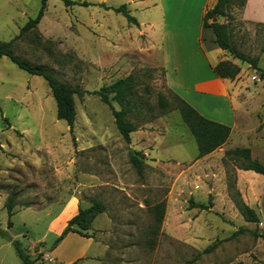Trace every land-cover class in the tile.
Instances as JSON below:
<instances>
[{
  "label": "rangeland",
  "instance_id": "obj_1",
  "mask_svg": "<svg viewBox=\"0 0 264 264\" xmlns=\"http://www.w3.org/2000/svg\"><path fill=\"white\" fill-rule=\"evenodd\" d=\"M69 1L74 4L48 0L37 28L14 39L36 17L41 0H0V43L14 39L16 56L43 66L59 82L82 92L73 98L76 117L71 136L67 124L56 119L55 102L45 81L19 70L6 57L0 60V144L5 134L13 137L8 140L11 146L27 141V133H6L9 124L17 132L28 129L32 133L28 140L44 149L34 152L33 158L49 160L39 170L18 165L19 153L0 151V230L7 232L4 204L12 197L13 215L23 209L36 211L11 218V222L23 218L27 226L25 236L17 240L30 260L61 264L50 254L58 243L54 244L56 237L48 232V223L71 198L77 200L78 208L100 201L105 212L86 233L98 243L99 256L81 264H264V177L239 170L238 162L224 156L235 148L236 134L243 130L246 135L241 136L240 145L248 144L245 148L252 159L264 165V87L257 88L250 80L253 70L245 66L249 88L259 92L251 104L252 115L237 120L239 129L233 131L228 145L218 148L220 155L206 163L197 161L196 144L178 112L159 115V99L171 102L174 97L163 69L155 66L162 48L161 32L157 52H151L143 33L115 11L125 6L131 17L144 22L150 11L143 6L135 10L132 5L144 0ZM231 13L228 29L233 45L257 57L264 69V28L241 21L236 8ZM186 35L189 45L191 36ZM212 37L210 30L204 32L205 47ZM130 75L136 89L126 119L136 131L128 145L119 136L110 109L92 93ZM111 106L121 109L114 101ZM91 141L99 145L77 151L80 144ZM47 145L52 148L50 154ZM128 148L142 155V176L127 164ZM5 161L11 162L7 170L2 168ZM235 191L255 212L257 223L240 215ZM157 205L163 206L160 224L155 221ZM71 206L66 216L73 213ZM64 249L67 253L78 249V244L69 242ZM0 264H20L3 238Z\"/></svg>",
  "mask_w": 264,
  "mask_h": 264
},
{
  "label": "crops",
  "instance_id": "obj_2",
  "mask_svg": "<svg viewBox=\"0 0 264 264\" xmlns=\"http://www.w3.org/2000/svg\"><path fill=\"white\" fill-rule=\"evenodd\" d=\"M217 0H144L138 1L134 9L142 7L150 11V15L145 18L144 22L137 21L138 27L134 26L137 32L143 33L147 43L152 48L151 52H157L156 38L161 32L162 48L158 51L155 66L161 67L164 72V80L167 87L179 98L188 103L202 117L214 121L230 128V135L224 145H228L233 139V131H238V119L248 118L254 109L251 107L252 101L259 93L257 89L249 88V83L246 81L249 76V70L245 68L238 60L230 58L227 53L217 48L213 43V37L209 38V45L204 46L203 36L206 29L202 28V17L206 10L212 8ZM140 5V6H139ZM238 17L241 21L258 25L264 28V0H246L243 9L237 10ZM232 14V13H231ZM214 20V19H213ZM167 21L175 22V25H168ZM196 21V24L189 25L187 22ZM215 21L222 24L223 18H216ZM213 22V21H212ZM171 24V23H170ZM193 26V27H192ZM194 31L192 34L191 32ZM191 38L189 45L187 43V35ZM3 58V57H2ZM1 58V59H2ZM0 59V60H1ZM221 61H230L240 69L239 74L234 80L221 79L213 72V67ZM251 75L250 80L253 81L257 88L264 87V80H259L255 71ZM6 133L12 132L27 133V141L23 144L13 143L9 145L8 140H13L11 135L3 134L5 138L2 140L4 144H0V151H9L11 154L19 153L21 161L16 160L18 165H29L32 168L43 170L49 164V160L33 158L34 152L43 151L40 146H34L32 139L29 141L32 133L28 129L17 132L13 125H8ZM9 131V132H8ZM133 134V133H132ZM13 135V134H12ZM234 139L235 148L249 147L248 144L240 145L241 136L244 134L240 130ZM132 137V135H130ZM132 139V138H130ZM233 143V144H234ZM4 145L6 148H3ZM99 145L97 141H91L85 145L77 147L78 152H85ZM129 145V144H128ZM223 145V146H224ZM2 149V150H1ZM16 151H15V150ZM46 151L50 154L51 147L45 146ZM127 153V164L129 163V151ZM198 159L197 161L205 162L210 160L214 155H220L216 151ZM8 152V153H9ZM28 154V155H27ZM197 155V154H196ZM2 167L7 170L11 167V162L5 161ZM110 162L113 165L114 159L111 155ZM83 177L88 176L81 172ZM91 178H95L91 176ZM72 204L73 213L69 216L65 215L68 206ZM78 202L76 199H69L60 211L48 223V232L52 233L56 238L65 228L66 223L78 212ZM25 213H36L31 209H23L16 211L11 217ZM22 217V216H21ZM8 235L17 240L19 236H25L27 226L23 218L17 222H12V227L7 229ZM45 237V235L43 236ZM69 242L78 244V249L65 251V247ZM95 247V248H94ZM99 245L91 237L84 238L76 234H67L57 245L50 251L51 257L55 262L61 264H81L86 258H96L99 256ZM91 251V252H90Z\"/></svg>",
  "mask_w": 264,
  "mask_h": 264
},
{
  "label": "trees",
  "instance_id": "obj_3",
  "mask_svg": "<svg viewBox=\"0 0 264 264\" xmlns=\"http://www.w3.org/2000/svg\"><path fill=\"white\" fill-rule=\"evenodd\" d=\"M48 0H41L40 10L36 17L29 20L19 31L18 36L14 39L21 37L28 31L35 30L44 16L46 10V2ZM65 6L73 5L74 2L69 0H62ZM246 0H217L214 6L204 13L202 17V28L210 30L213 35V43L220 50L226 52L233 59L238 60L241 63L248 65V67L255 71L259 80H264V69L258 66V58L245 55L240 52L232 43V34L228 29V23L233 19L231 10L243 9ZM117 13H121L128 23L138 27V23L135 18L131 17L126 10L125 6H121L115 10ZM223 18L226 23L212 22L213 19ZM13 39V40H14ZM2 42L0 43V59L2 57L8 58V60L14 64L19 70L32 75L41 77L47 87L50 90L51 96L56 106V119L62 120L67 124L69 133L72 136L75 122V108L73 98L76 95L82 94L78 89L73 88L69 84L59 82L51 73L41 65H33L29 61L16 56L13 53L12 43ZM215 75L221 79L233 80L240 72L238 66L234 65L230 61L218 62L213 67ZM136 84L133 76H127L123 79H118L109 86H104L100 90L93 92L101 103L106 105L111 112L115 128L126 144H130V134L136 131V126L126 119V116L130 114L129 108L130 99L135 96ZM85 93V92H84ZM112 95L110 98L109 96ZM111 101L116 102L121 109L115 110L111 106ZM161 111L160 116L165 115L171 110H176L180 116L182 123L188 129L192 136L196 148V159H200L216 149L220 148L226 143L230 135V128L223 124L210 121L202 117L195 109H193L188 103L174 94L172 101L167 102L164 98L159 99ZM224 156L231 158L233 161L238 162L239 170L251 171L264 177V165L259 161L252 159L250 150L248 148H234L232 150L225 151ZM142 155L134 150L129 151V164L135 170L138 176H142L143 164ZM234 204L240 215L250 223H257V216L255 212L246 205L240 198L238 191L234 192ZM14 198L8 197L4 204V208L7 213L6 228L12 227L11 217L13 215L12 209L14 207ZM201 209L206 207L200 206ZM155 221L160 224L163 218V206L157 205L154 208ZM105 212V207L100 201H94L87 208H79L75 216L67 221L65 228L61 234L56 238L54 244L59 243L67 234L73 233L80 237L89 238L87 231L90 230L91 224L94 219ZM0 238L7 240L14 249L16 256L18 257L20 264H33L28 254L22 247L18 240L12 239L8 233L4 230H0ZM208 248L207 250H209Z\"/></svg>",
  "mask_w": 264,
  "mask_h": 264
},
{
  "label": "water",
  "instance_id": "obj_4",
  "mask_svg": "<svg viewBox=\"0 0 264 264\" xmlns=\"http://www.w3.org/2000/svg\"><path fill=\"white\" fill-rule=\"evenodd\" d=\"M213 22H215V19L213 20Z\"/></svg>",
  "mask_w": 264,
  "mask_h": 264
}]
</instances>
